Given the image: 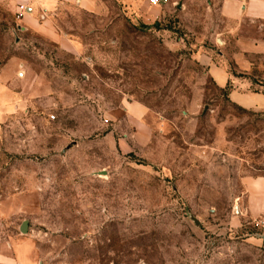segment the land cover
Listing matches in <instances>:
<instances>
[{
    "label": "rangeland",
    "instance_id": "obj_1",
    "mask_svg": "<svg viewBox=\"0 0 264 264\" xmlns=\"http://www.w3.org/2000/svg\"><path fill=\"white\" fill-rule=\"evenodd\" d=\"M104 3L105 18L55 16L75 54L0 2L4 230L31 241L34 264H264L243 184L264 176V107L230 98L264 94V53L242 70L231 37L225 50L206 35L225 26L220 0H159L154 20ZM202 45L235 83L206 75ZM131 115L150 128L137 145Z\"/></svg>",
    "mask_w": 264,
    "mask_h": 264
},
{
    "label": "crops",
    "instance_id": "obj_2",
    "mask_svg": "<svg viewBox=\"0 0 264 264\" xmlns=\"http://www.w3.org/2000/svg\"><path fill=\"white\" fill-rule=\"evenodd\" d=\"M123 1L138 5L140 11L144 13L149 12L151 15L147 17L153 18L152 20L159 16L158 5H152L149 0ZM0 2L4 3L13 13H19L20 20L27 26L43 31L48 37L55 39L62 49L75 54L83 51L81 45L69 39V35L57 25L55 16L63 10L76 8L98 19L107 17L104 13L105 0H0ZM218 14L219 20L225 23V26L213 27L209 29L211 31H206V35L210 34L212 37L217 35L221 48L225 50L230 46L228 38L231 37L233 50L229 58L239 69L246 70L249 62L245 55L264 53V0H220ZM252 27L257 36L252 33ZM67 30L72 31L74 28ZM196 51L197 61L205 69L206 75L209 74L217 85L223 86L228 82H236V78L228 71L225 56L219 55V58L215 60L207 47L203 45L199 46ZM221 53L227 54L226 51H221ZM230 98L243 107H264L262 92L248 95L245 92L234 90ZM129 118L135 129L133 144L137 145V142L142 140L145 142L150 136V128L132 115ZM127 148H131V144H128ZM243 184L247 199V213L252 216H264V176H245ZM4 215L5 212L0 209V264H34V247L31 241L19 237L14 231L6 233L3 224ZM6 228H8L7 225Z\"/></svg>",
    "mask_w": 264,
    "mask_h": 264
},
{
    "label": "water",
    "instance_id": "obj_3",
    "mask_svg": "<svg viewBox=\"0 0 264 264\" xmlns=\"http://www.w3.org/2000/svg\"><path fill=\"white\" fill-rule=\"evenodd\" d=\"M192 219L195 220V218H193V217H192ZM196 223H197V222H196ZM26 225H27V222H26V221H23L22 224H21V226H20V231H21L22 233H25V231H26ZM261 237L264 239V235H261Z\"/></svg>",
    "mask_w": 264,
    "mask_h": 264
},
{
    "label": "built area",
    "instance_id": "obj_4",
    "mask_svg": "<svg viewBox=\"0 0 264 264\" xmlns=\"http://www.w3.org/2000/svg\"><path fill=\"white\" fill-rule=\"evenodd\" d=\"M152 5H158L159 0H149Z\"/></svg>",
    "mask_w": 264,
    "mask_h": 264
},
{
    "label": "trees",
    "instance_id": "obj_5",
    "mask_svg": "<svg viewBox=\"0 0 264 264\" xmlns=\"http://www.w3.org/2000/svg\"><path fill=\"white\" fill-rule=\"evenodd\" d=\"M231 73H232L234 76H239V75L235 74L234 71H231ZM227 86H229V84H228Z\"/></svg>",
    "mask_w": 264,
    "mask_h": 264
}]
</instances>
